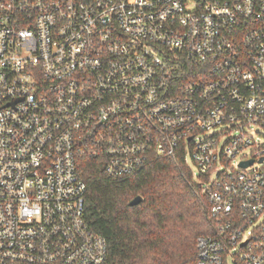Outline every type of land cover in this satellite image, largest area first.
Returning a JSON list of instances; mask_svg holds the SVG:
<instances>
[{
  "label": "built area",
  "instance_id": "1",
  "mask_svg": "<svg viewBox=\"0 0 264 264\" xmlns=\"http://www.w3.org/2000/svg\"><path fill=\"white\" fill-rule=\"evenodd\" d=\"M254 127L264 0H0V264H107L80 160L119 179L152 155L207 197L197 264H264Z\"/></svg>",
  "mask_w": 264,
  "mask_h": 264
},
{
  "label": "trees",
  "instance_id": "2",
  "mask_svg": "<svg viewBox=\"0 0 264 264\" xmlns=\"http://www.w3.org/2000/svg\"><path fill=\"white\" fill-rule=\"evenodd\" d=\"M86 215L109 243L107 264H197V239L211 234L207 197L181 160L152 155L135 173L103 174L102 162L80 160ZM137 195V205L130 201Z\"/></svg>",
  "mask_w": 264,
  "mask_h": 264
},
{
  "label": "rangeland",
  "instance_id": "3",
  "mask_svg": "<svg viewBox=\"0 0 264 264\" xmlns=\"http://www.w3.org/2000/svg\"><path fill=\"white\" fill-rule=\"evenodd\" d=\"M258 131L260 132V133H258ZM252 134H253V137L257 140V141H259V142H263L264 141V130L262 129V128H258V127H254L253 128V130H252V132H251ZM262 133V134H261ZM192 167H193V170L195 171V172H197V168H196V166H194L193 164H192Z\"/></svg>",
  "mask_w": 264,
  "mask_h": 264
},
{
  "label": "water",
  "instance_id": "4",
  "mask_svg": "<svg viewBox=\"0 0 264 264\" xmlns=\"http://www.w3.org/2000/svg\"><path fill=\"white\" fill-rule=\"evenodd\" d=\"M252 162H253V160L247 161V162H243L242 165L246 166L248 164H251ZM141 200H142L141 195H137L130 201V205H137L139 202H141Z\"/></svg>",
  "mask_w": 264,
  "mask_h": 264
}]
</instances>
